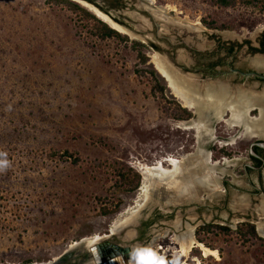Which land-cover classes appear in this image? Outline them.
<instances>
[{
	"label": "rangeland",
	"instance_id": "obj_1",
	"mask_svg": "<svg viewBox=\"0 0 264 264\" xmlns=\"http://www.w3.org/2000/svg\"><path fill=\"white\" fill-rule=\"evenodd\" d=\"M153 1L198 29L195 39L204 51L214 46V33L249 39L264 31L262 8L247 0H237L232 8H219L216 0ZM121 14L116 16L133 26ZM93 28V22L53 0H0V264L53 263L73 245L109 236L120 225L127 226L109 241L125 245L140 205L135 229L153 212L166 215L155 228L160 233L138 257L141 264H264V220L257 214L264 196L242 192L250 190L242 165L251 144L264 140L261 127L257 138L227 146L240 138L241 129L214 120L215 138L200 142L198 132L183 125L204 122V113L187 109L172 94L153 62L161 52L131 36L126 43L99 40ZM133 41L145 47L136 49ZM140 51L146 64L138 58ZM153 71L166 88L164 97L153 94ZM229 91L236 96L246 90ZM246 94L255 107L260 103L261 113L251 111V117L262 125L264 97L258 101L254 92ZM175 103L192 116L176 119ZM200 145L219 165L218 188L196 186L176 197L171 192L174 201L164 203L155 187L144 201L143 173L161 162L169 168V159L194 155ZM126 168L141 175L135 191L117 176ZM242 222L255 224L258 238L244 240L237 233ZM204 224L231 232L199 233ZM189 231L199 245L183 254L176 239ZM128 244L141 243L134 238Z\"/></svg>",
	"mask_w": 264,
	"mask_h": 264
},
{
	"label": "flooded vegetation",
	"instance_id": "obj_2",
	"mask_svg": "<svg viewBox=\"0 0 264 264\" xmlns=\"http://www.w3.org/2000/svg\"><path fill=\"white\" fill-rule=\"evenodd\" d=\"M91 5L111 16L114 20L122 25L133 30L131 24L127 23L123 18H118L116 15L121 14L126 8V2L123 0H101L105 7L101 6L99 0H86ZM146 15V14H145ZM157 29L154 26V38L148 43L155 50L170 55L171 59L176 62V66L184 69V73L189 75V82L212 80L219 81V84H227L228 88L245 89L246 91L254 92L257 96L255 99L260 101L264 93V78L257 76L245 75L249 73H257L264 76V31L257 33L255 38L241 39L239 37L232 38L214 33L212 37L215 39V44L210 50H205L198 44L196 37H193L190 44H186V36H176L175 43H172L170 36H158ZM129 36V35H126ZM244 40V41H243ZM148 44V45H149ZM161 45H166L165 48ZM181 59V60H180ZM167 65V63L163 62ZM168 66V65H167ZM263 100V99H262ZM252 107V113H261L259 108ZM254 143H264V140L258 139ZM253 144V143H252ZM248 162L242 165L243 176L248 182L250 190H242L253 198L260 195L264 196V148L257 145L252 146V154H248ZM226 185V183H224ZM241 191L239 187H236ZM205 209L206 207H201ZM166 218L162 213H152L147 218L139 221L136 228L135 238L137 239L138 247L128 250V256H134L136 253H143L149 247L152 238L160 233L155 231L161 219ZM203 221V220H202ZM203 223H205L203 221ZM242 224H252L242 222ZM255 226V224H252ZM203 226H208L204 224ZM112 240V239H111ZM114 247H108L103 250V255H110L115 251L121 255L127 245H121L118 239L110 241Z\"/></svg>",
	"mask_w": 264,
	"mask_h": 264
},
{
	"label": "bare ground",
	"instance_id": "obj_3",
	"mask_svg": "<svg viewBox=\"0 0 264 264\" xmlns=\"http://www.w3.org/2000/svg\"><path fill=\"white\" fill-rule=\"evenodd\" d=\"M74 1L79 2V0ZM150 1L152 3H155L153 0ZM80 3L81 5L90 9L92 13L96 14L106 23L109 22L115 28L118 27L112 24L111 20L106 15H103L94 6L85 4V2L83 1ZM117 29H119V31L121 32L123 31L120 27ZM186 32L188 33L189 31H185V33ZM159 59H156L155 55L153 59L154 65L159 73H161L162 76L166 79L167 83L169 84V88L172 91V94L187 109L195 110L196 107H198L204 113V122L194 123L191 126L183 125L184 129L196 130L198 132V139L200 142H202L201 140H203L205 143V141H212L215 138L214 129L211 126L212 121L214 120L225 122L230 127V130H234L236 127L241 129L240 138H232L231 142L225 143V145L227 146L236 144L237 141L242 138H257L259 133L258 130L260 129H262L264 132V123L261 125L260 122H258L259 118L256 119L251 117L252 107L254 106V103L256 104V102L253 101L254 99L252 100L248 98L246 100L244 98L245 96H248L246 94V91L240 93L239 95L231 96L232 94L229 93V88L225 84H218L215 89L210 88L209 86L201 88L199 85H197V80L195 82L186 81L190 85H183L180 83V81H178V79L180 78L172 73L170 65L167 64V66L162 61H160L161 59ZM188 79L192 80L193 78H186L183 80ZM199 91L204 92L200 93ZM242 99H244L245 102L242 101ZM227 112H229L230 116L228 118H225L224 116ZM259 135H261V133ZM201 146L202 145L199 146L197 152L194 155H188L187 157L185 156L184 158H182V160L176 158L169 159V168H166L162 162L158 163L156 166L149 167L147 172L143 173L144 181L147 183L144 201H148L150 199V191L155 187L157 189L156 198L163 201L164 203H166L167 200H171L172 202L174 201V198L170 197L171 194L169 193L171 192H175L176 197L177 192L181 196L189 193L193 188H196V186H202L205 188L216 190L218 188V182H215V179L217 178L216 172L217 166L219 165L218 163L214 164L211 161V153L206 151L204 147ZM168 197L170 199H168ZM140 207L142 208L143 205H140ZM261 208V212H263L264 214V202ZM261 231L264 232L262 228ZM98 239H100V237L84 239L83 243H95ZM176 241L180 245L183 254L190 252V250L194 248L195 245H199L192 231L185 233L180 238H177ZM73 247L74 245L72 246V248ZM211 254L214 255V253ZM76 264H141V260L140 258H133L130 261H127L123 260L122 258L115 263H104V261H101L100 259H91L85 257L84 259L81 258L80 261L76 262Z\"/></svg>",
	"mask_w": 264,
	"mask_h": 264
},
{
	"label": "water",
	"instance_id": "obj_4",
	"mask_svg": "<svg viewBox=\"0 0 264 264\" xmlns=\"http://www.w3.org/2000/svg\"><path fill=\"white\" fill-rule=\"evenodd\" d=\"M74 1V0H72ZM83 1L88 5H91L88 1L86 0H79ZM76 2V1H74ZM126 2H132L126 4V9L123 10V12L127 15H125L127 18L131 19L133 21V30L128 28L125 25H122L114 20L111 16L103 13L102 11H99L103 14L106 15L112 22V24L118 26L117 28H121L123 31H119V29L115 28L113 25H111L109 22L106 23L102 19H100L96 14H94L97 18H99L101 21L106 23L110 28L116 30L117 32L124 34V35H129L131 37H136L139 39L144 40L145 42L148 43L149 40H152L154 38L153 34V28L154 26L157 29L156 34L158 36H170L172 38V43H175V38L176 36H186L187 41L185 43L190 44L191 40L193 37H197L201 32L198 31L191 23L179 19L177 17L172 16L170 13H168L164 8L161 6L156 5L155 3H152L150 0H127ZM80 4L79 2H76ZM81 5V4H80ZM134 7V11L130 8L131 6ZM83 6V5H81ZM93 6V5H92ZM85 7V6H83ZM87 8V7H85ZM96 8V7H95ZM88 9V8H87ZM90 10V9H88ZM91 11V10H90ZM92 12V11H91ZM129 14V15H128ZM146 14V15H145ZM200 29V28H199ZM185 31H189L188 33ZM193 31V32H192ZM161 47L165 48L166 45H161ZM160 59L170 65L171 71L174 75L178 76V81H180L181 84L183 85H188L189 83L184 81L183 79L189 78L188 73H184V69L181 67L176 66V62L173 61L170 57L169 54L167 53H162L158 54ZM181 60V59H180ZM248 76L254 75L259 78H264V76L257 74V73H249L245 74ZM162 76V75H161ZM163 77V76H162ZM164 78V77H163ZM219 84V81H212V80H204V81H197V85H199L201 88H204L205 86H209L210 88L215 89V87ZM190 85V84H189ZM192 85V84H191ZM227 86V84H225ZM200 93H203L202 91H199ZM257 145L261 148H264V143H253L251 144V154H252V146ZM158 206H162V204H158ZM140 207L138 211L136 212V215H134L131 220L129 221L130 224L133 227V230L131 234H128L124 238V242L127 243L126 247L123 248L124 254L121 255L115 251L114 254L106 255V257L103 255V250L107 249L109 246L116 248L114 244L110 243V239H112L117 232H120L123 228H125L127 225H122V227L116 228L117 230L115 232H112L111 235L102 237L98 239L95 243H83V241L79 242L76 244L73 248L69 249L68 252H66L62 257H60L57 261H54L51 264H76L78 262V258L84 259L85 257L88 258H95V259H100L101 261H104V263H115L118 262L119 259L121 260H127L130 261L131 259H136L138 258L142 253H136L134 256H128V250H131L132 248L138 247V245H129L128 243H131V241L135 238L134 236L136 235V224L138 223L139 217H140ZM164 212L168 211V209H163ZM258 218H260L259 221L264 220V214L261 212V208L257 211ZM137 216V217H136ZM263 217V218H262ZM262 219V220H261ZM257 220V219H255ZM260 223V222H259ZM129 225V224H128ZM82 256V257H81ZM74 259L76 262H71V259ZM80 261V260H79Z\"/></svg>",
	"mask_w": 264,
	"mask_h": 264
},
{
	"label": "trees",
	"instance_id": "obj_5",
	"mask_svg": "<svg viewBox=\"0 0 264 264\" xmlns=\"http://www.w3.org/2000/svg\"><path fill=\"white\" fill-rule=\"evenodd\" d=\"M53 2L56 5H62L66 7L69 11L79 16V18L82 19V21H89L94 23V31L93 36L99 40L105 41L109 39H115L121 43H126L129 41V37L126 35H123L116 30L110 28L106 23L101 21L99 18H97L93 13L88 11L86 8L82 7L78 3L71 1V0H53ZM248 4L252 5L254 3L259 4L262 8V11L264 13V1L261 3H257V0H247ZM237 0H216L214 1V4L219 8H232L236 6ZM211 28H213L214 25H209ZM133 47L134 48H143L145 47L144 44H142L139 41H133ZM138 58L142 64H146L147 57L140 51ZM152 75L155 77L156 86H154L153 94L156 95L159 93L161 96L164 97V91L166 90L165 87H162L159 82L156 75V72L153 71ZM176 110L179 112L180 115L176 116V119L179 120H187L192 115L190 112H188L186 109L182 108L178 103H175ZM66 156L73 157V155L66 152ZM79 160L77 158L74 159L73 163L77 164ZM118 178L119 180L127 187H130L131 191H135L137 188H139L141 184V175L134 170L130 168L121 169L118 171ZM243 228H246V230H243ZM216 229L218 232L221 233H229L231 232V229L229 227L224 226H215V225H208V226H202L199 229V233L206 231L210 232L212 230ZM240 233L241 236L244 238V240L247 239V236H251L253 238H258V235L255 230V226L252 224H243V226L239 227L237 230V233ZM261 239V238H260Z\"/></svg>",
	"mask_w": 264,
	"mask_h": 264
}]
</instances>
